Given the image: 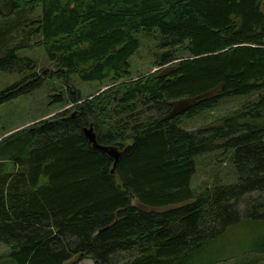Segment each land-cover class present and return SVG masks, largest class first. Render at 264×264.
<instances>
[{
    "label": "trees",
    "instance_id": "1",
    "mask_svg": "<svg viewBox=\"0 0 264 264\" xmlns=\"http://www.w3.org/2000/svg\"><path fill=\"white\" fill-rule=\"evenodd\" d=\"M156 33L158 70L133 79L131 59ZM35 48L58 78L104 90L84 98L66 83L70 108L0 140L7 264H264V0H0V71L19 76L0 105L44 86L20 57ZM256 94L197 131L180 127ZM214 153L236 182L196 195V159Z\"/></svg>",
    "mask_w": 264,
    "mask_h": 264
},
{
    "label": "rangeland",
    "instance_id": "2",
    "mask_svg": "<svg viewBox=\"0 0 264 264\" xmlns=\"http://www.w3.org/2000/svg\"><path fill=\"white\" fill-rule=\"evenodd\" d=\"M159 33L151 37L142 38V46L131 59V76L135 79L139 75L149 72H156L154 65L160 60L158 55L163 52L158 51L156 46L159 43ZM21 58L31 59L38 65L40 77L45 79L44 86L30 95L20 97L17 100L0 105V140L23 127L32 124L43 118H49L65 109L60 101L69 99L66 83L81 91L84 98L95 94L99 89H103L102 83L84 82L76 75L68 80L60 79L56 76V68L50 63L45 51L42 48H35L32 51H23ZM18 75H10L0 71V92L17 82ZM104 90V89H103ZM106 90V89H105ZM258 94L252 96L231 97L222 101L211 110L201 113L195 118L184 119L180 127L187 132H194L201 127L208 126L215 121L225 117L239 109L246 103L257 99ZM68 101V100H67ZM66 101V102H67ZM197 170L192 181V189L197 195L206 188L219 185H230L236 182V172L230 157L222 153L202 155L196 159ZM258 195L248 198L254 199ZM7 248L0 245V264H7ZM77 264H94L89 259L81 260ZM225 264H236L230 261Z\"/></svg>",
    "mask_w": 264,
    "mask_h": 264
},
{
    "label": "water",
    "instance_id": "3",
    "mask_svg": "<svg viewBox=\"0 0 264 264\" xmlns=\"http://www.w3.org/2000/svg\"><path fill=\"white\" fill-rule=\"evenodd\" d=\"M188 106H189L188 103L181 104L180 107H178L177 110L174 112V115L180 114ZM84 134H85V137L88 139V141L92 144V146L95 149L106 153L107 155H109L111 158L114 159V161H115V167H116L117 166V163H118V161L120 159V155L117 152H115L113 149H109V148L103 147V146H101V145L98 144L97 139H96V135L94 133L93 127H90L88 129H85Z\"/></svg>",
    "mask_w": 264,
    "mask_h": 264
}]
</instances>
